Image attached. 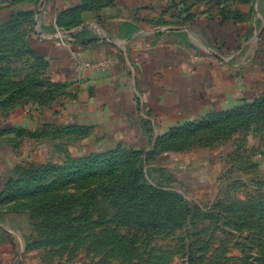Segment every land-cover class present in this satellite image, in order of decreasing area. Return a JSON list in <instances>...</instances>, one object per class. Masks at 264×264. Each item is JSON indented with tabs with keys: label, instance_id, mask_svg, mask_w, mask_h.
Returning <instances> with one entry per match:
<instances>
[{
	"label": "rangeland",
	"instance_id": "obj_1",
	"mask_svg": "<svg viewBox=\"0 0 264 264\" xmlns=\"http://www.w3.org/2000/svg\"><path fill=\"white\" fill-rule=\"evenodd\" d=\"M198 1L264 21V0ZM20 29L0 33V264H264V77L140 147L106 148L100 131L54 127L68 94L46 88ZM128 210L134 224L118 223Z\"/></svg>",
	"mask_w": 264,
	"mask_h": 264
},
{
	"label": "crops",
	"instance_id": "obj_2",
	"mask_svg": "<svg viewBox=\"0 0 264 264\" xmlns=\"http://www.w3.org/2000/svg\"><path fill=\"white\" fill-rule=\"evenodd\" d=\"M179 11L186 15L178 19ZM213 12L198 0H0V33L21 27L28 52L45 62L46 88L68 94L59 109L49 107L55 128L90 138L100 131L106 148L140 147L153 129L159 136L264 77V21L256 29ZM220 52L230 60L215 57Z\"/></svg>",
	"mask_w": 264,
	"mask_h": 264
},
{
	"label": "trees",
	"instance_id": "obj_3",
	"mask_svg": "<svg viewBox=\"0 0 264 264\" xmlns=\"http://www.w3.org/2000/svg\"><path fill=\"white\" fill-rule=\"evenodd\" d=\"M220 18H221V20H226V18H224V16L223 15H220ZM55 24H56V26L58 27V25H60V20L59 19H57V21H55ZM11 28H12V30L15 28V27H17L16 25H13V26H10ZM37 54V53H36ZM40 60H41V57L39 56L38 57ZM135 176H136V171H133V172H131L126 178H125V180H124V184H131L132 182H135ZM132 212L131 211H127L126 212V215L124 216V217H122V216H118L117 214L115 215V218H117V222L118 223H121V224H123V225H129V224H134V223H130V222H134V221H132V218H134L133 217V214H131ZM129 219V220H128ZM135 220V219H134ZM162 224L163 223H161L159 226H162ZM149 225H152V228H156V226H157V223L156 222H151ZM173 225H175L174 223H172L171 224V226H173ZM170 226V227H171ZM176 226V225H175ZM168 232V231H167ZM166 237L169 235V238L171 239V240H173V239H179L180 238V235H178V234H169V232H168V234H164ZM154 259H156V258H154ZM139 260V259H138ZM139 264L141 263V264H145L146 262H143V260L142 261H137ZM210 262V261H209Z\"/></svg>",
	"mask_w": 264,
	"mask_h": 264
},
{
	"label": "built area",
	"instance_id": "obj_4",
	"mask_svg": "<svg viewBox=\"0 0 264 264\" xmlns=\"http://www.w3.org/2000/svg\"><path fill=\"white\" fill-rule=\"evenodd\" d=\"M58 35H59V37H60L61 39H63V38H64V35H63V33H61V31H59V30H58Z\"/></svg>",
	"mask_w": 264,
	"mask_h": 264
}]
</instances>
